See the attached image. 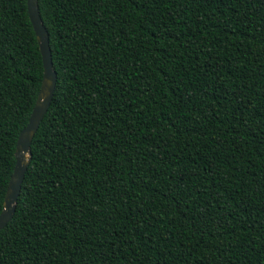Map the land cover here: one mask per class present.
<instances>
[{"label": "trees", "instance_id": "obj_1", "mask_svg": "<svg viewBox=\"0 0 264 264\" xmlns=\"http://www.w3.org/2000/svg\"><path fill=\"white\" fill-rule=\"evenodd\" d=\"M0 0V211L42 77ZM55 85L0 264H264V0H37Z\"/></svg>", "mask_w": 264, "mask_h": 264}, {"label": "water", "instance_id": "obj_2", "mask_svg": "<svg viewBox=\"0 0 264 264\" xmlns=\"http://www.w3.org/2000/svg\"><path fill=\"white\" fill-rule=\"evenodd\" d=\"M25 5L27 18L31 25L41 58L42 77L37 96L27 122L18 133L15 141L14 166L6 185L2 209L0 211V231L9 222L14 212L20 185L29 160V145L50 104L55 85V73L51 68L47 33L38 14L37 0H26Z\"/></svg>", "mask_w": 264, "mask_h": 264}]
</instances>
